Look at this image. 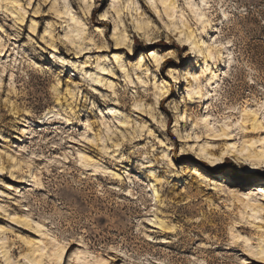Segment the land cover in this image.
Wrapping results in <instances>:
<instances>
[{
	"label": "rangeland",
	"instance_id": "1",
	"mask_svg": "<svg viewBox=\"0 0 264 264\" xmlns=\"http://www.w3.org/2000/svg\"><path fill=\"white\" fill-rule=\"evenodd\" d=\"M262 12L0 0V264H264Z\"/></svg>",
	"mask_w": 264,
	"mask_h": 264
},
{
	"label": "bare ground",
	"instance_id": "2",
	"mask_svg": "<svg viewBox=\"0 0 264 264\" xmlns=\"http://www.w3.org/2000/svg\"><path fill=\"white\" fill-rule=\"evenodd\" d=\"M115 42H117V39H115ZM196 81V80H195ZM206 98L203 97V99L201 101H205ZM184 118H181L180 120L182 121ZM161 160L168 162L170 164H173V159L170 153L167 152H163L162 156H161ZM192 175L195 176H201V172L197 169V168H193L192 169Z\"/></svg>",
	"mask_w": 264,
	"mask_h": 264
},
{
	"label": "snow or ice",
	"instance_id": "3",
	"mask_svg": "<svg viewBox=\"0 0 264 264\" xmlns=\"http://www.w3.org/2000/svg\"><path fill=\"white\" fill-rule=\"evenodd\" d=\"M152 2H153V0H149V3H152ZM201 2H203V0H201ZM165 3H167V0H165ZM208 53H209V55L212 54V48H208ZM158 63H159V61H158ZM137 111H139V109H137ZM205 120H207V117H205ZM214 138H219V137H214ZM81 139H84V137H81ZM197 139H199V137H197ZM89 143H91V141H89ZM213 161H215V158H213ZM244 199H248V197L245 196ZM38 227H39V225H38ZM261 259H264V257H262Z\"/></svg>",
	"mask_w": 264,
	"mask_h": 264
},
{
	"label": "trees",
	"instance_id": "4",
	"mask_svg": "<svg viewBox=\"0 0 264 264\" xmlns=\"http://www.w3.org/2000/svg\"><path fill=\"white\" fill-rule=\"evenodd\" d=\"M263 16H264V12H262Z\"/></svg>",
	"mask_w": 264,
	"mask_h": 264
}]
</instances>
